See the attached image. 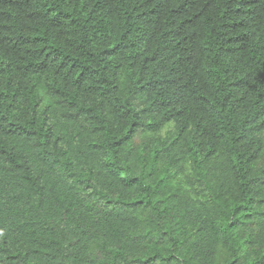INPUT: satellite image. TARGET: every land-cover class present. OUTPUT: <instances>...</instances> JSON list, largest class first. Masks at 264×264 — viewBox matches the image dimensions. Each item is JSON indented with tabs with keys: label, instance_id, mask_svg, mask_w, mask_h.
Returning a JSON list of instances; mask_svg holds the SVG:
<instances>
[{
	"label": "trees",
	"instance_id": "16d2710c",
	"mask_svg": "<svg viewBox=\"0 0 264 264\" xmlns=\"http://www.w3.org/2000/svg\"><path fill=\"white\" fill-rule=\"evenodd\" d=\"M0 264H264V0H0Z\"/></svg>",
	"mask_w": 264,
	"mask_h": 264
}]
</instances>
